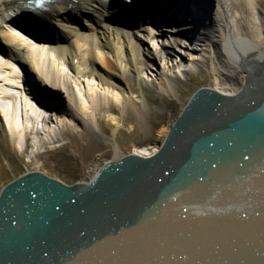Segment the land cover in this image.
<instances>
[{"label": "water", "instance_id": "95a60500", "mask_svg": "<svg viewBox=\"0 0 264 264\" xmlns=\"http://www.w3.org/2000/svg\"><path fill=\"white\" fill-rule=\"evenodd\" d=\"M0 264H264V60L234 93L196 89L148 157L5 184Z\"/></svg>", "mask_w": 264, "mask_h": 264}, {"label": "bare ground", "instance_id": "6f19581e", "mask_svg": "<svg viewBox=\"0 0 264 264\" xmlns=\"http://www.w3.org/2000/svg\"><path fill=\"white\" fill-rule=\"evenodd\" d=\"M28 1L0 0V128L18 138L23 132L25 136L27 126L23 128V123L29 120L35 147L55 140V125L64 130L74 120L102 134L91 119L101 107L125 99L122 81L128 67L137 75L145 69L146 80L161 93L171 89L180 75L190 72L175 67L167 73L165 59L176 65L175 52L189 51L196 56L191 66L209 57L218 74L234 85V93L264 60L262 21L256 11L259 0H144L124 9L116 3L130 0H49L45 9L39 10L49 19L44 25L23 17ZM79 17L88 24L86 30L72 21ZM171 22L180 24L169 30ZM157 23L170 31V41L162 46L170 44L173 49L165 50L157 43ZM29 25L39 30L38 34ZM193 28H197L195 44L189 40ZM156 61L160 64L155 66ZM69 71L84 77L83 94L71 87ZM239 73L243 75L236 78ZM218 84L215 75L210 88L220 91ZM33 98L42 106L60 102L61 115L54 126L40 131L39 104ZM128 103L138 114L139 105L133 97L128 96ZM107 138L117 151L118 146Z\"/></svg>", "mask_w": 264, "mask_h": 264}, {"label": "rangeland", "instance_id": "374dc122", "mask_svg": "<svg viewBox=\"0 0 264 264\" xmlns=\"http://www.w3.org/2000/svg\"><path fill=\"white\" fill-rule=\"evenodd\" d=\"M256 11L262 21L260 45L264 51V0L258 1ZM72 21L77 23L80 30L88 28V24L84 23L83 20L74 19ZM159 25L157 27L159 29L157 43L162 46V44L170 41V31L163 30L166 28L164 24L163 26H161L162 24ZM173 27L168 25L169 30ZM7 28L14 29L11 25H8ZM14 31L23 34L16 29ZM178 39L183 42V38ZM140 44L145 45L142 41H139ZM162 47L168 51L173 49L170 44L168 47ZM174 55L176 57L174 61L177 64L173 65L165 59V63L167 62L169 65L166 72H174L175 67L190 69V72L186 75H180V78L174 81L171 89L161 93L150 81L146 80L145 69H142L140 75H137V72L129 67L126 69L122 81L125 99L120 104L114 103L111 107H101L96 111V117L91 119L92 124L99 125L102 134L94 133L79 120L72 121L69 128L57 129L55 124L61 115L60 102L55 100L54 105L42 106L33 98L36 104L40 105L37 106L40 113V123H42V125L38 124L41 128L40 131L55 125L54 134L56 138L51 142L35 147L33 143L34 134L30 131L29 120L23 123V128L27 126L25 136L23 132L18 138L11 137L0 126V189L17 176L30 171H41L67 184L86 182L108 160L122 157L143 148L150 151L158 148L159 143L165 137L171 123L188 98L199 87H212L215 75L219 79L218 89L221 92L231 94L236 89L234 85H228L226 77L218 74L219 72L212 66V60L209 57L204 56L199 64L191 66V62L196 57L193 53L178 51ZM154 64L156 66L160 62L156 61ZM14 66L19 68L16 64ZM241 75L243 74L239 73L235 77L239 78ZM70 76L72 77L71 87L77 88L83 94L81 79L84 77L69 71L68 77ZM39 91L46 95L40 89ZM128 96L133 97L139 105L138 114L129 106ZM107 119L109 120L106 121ZM107 137L118 146L117 151L113 149Z\"/></svg>", "mask_w": 264, "mask_h": 264}]
</instances>
